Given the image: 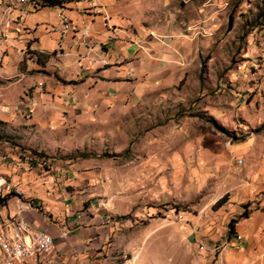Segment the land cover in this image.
Listing matches in <instances>:
<instances>
[{"label":"rangeland","instance_id":"obj_1","mask_svg":"<svg viewBox=\"0 0 264 264\" xmlns=\"http://www.w3.org/2000/svg\"><path fill=\"white\" fill-rule=\"evenodd\" d=\"M59 1L88 17L83 33L97 25L116 37L138 34L159 71L152 84L131 77L111 107L95 105L94 112L123 113L81 134L90 145L77 157L96 162L100 177L83 209L97 201L107 237L46 264H214L226 248L242 250L235 228L264 205V0ZM16 2L41 9L44 0ZM13 21L0 22L2 41L11 39ZM29 90L30 107L11 106L44 112ZM12 115H0V152L44 161L42 173L52 169ZM27 202L37 207L32 197Z\"/></svg>","mask_w":264,"mask_h":264},{"label":"crops","instance_id":"obj_2","mask_svg":"<svg viewBox=\"0 0 264 264\" xmlns=\"http://www.w3.org/2000/svg\"><path fill=\"white\" fill-rule=\"evenodd\" d=\"M7 2L11 5L6 6ZM17 2L0 0V22L14 20L11 39L1 40L5 29L0 27V115L8 117L4 106L19 100L30 107L26 92L33 90L37 111L44 112L29 116L27 111H16L12 116H16V130L26 143L50 157L52 169L42 173L38 160L29 164L20 162L18 154L0 152L1 170L25 193L21 200L10 196L0 204V216L11 221L16 234H24L23 221L33 230L53 236L55 248L29 262L46 264L51 255L82 254V244L84 249H91L87 243L93 239L103 242L107 237L105 223L93 205L97 201L89 203L93 208L83 209L92 190L89 184L100 181V177L96 162H81L77 157V149L90 145L83 144L89 137L81 134L109 123L107 117L121 116L123 112H94L95 105L109 108L124 98L131 77L142 85L157 82L154 78L159 63L136 33L121 30L117 38L112 30L96 25L89 36H84L82 29L88 17L77 11V6L68 10L64 6L26 9ZM65 17L73 25L62 37L51 28L61 25ZM116 21L120 22L113 19L111 23L116 25ZM125 22H120L122 28L127 27ZM106 58L111 65L101 68L99 59ZM30 197L37 207L27 202ZM245 218L235 228L238 237L244 239L243 249L226 248L214 264H264V205ZM63 232L69 233L66 241L60 239Z\"/></svg>","mask_w":264,"mask_h":264},{"label":"built area","instance_id":"obj_3","mask_svg":"<svg viewBox=\"0 0 264 264\" xmlns=\"http://www.w3.org/2000/svg\"><path fill=\"white\" fill-rule=\"evenodd\" d=\"M72 21L67 17L63 18L62 24L53 27V32H58L65 37L72 30ZM91 33L90 26L86 25L84 36ZM6 39L8 37H5ZM114 39V37H111ZM20 106H4V113L11 115ZM10 164V162H6ZM40 168L45 169L44 161H38ZM7 196H14L21 200L24 197L23 191L1 170L0 168V200ZM0 204L1 203L0 201ZM24 227V234H16L12 228L11 221L4 220L0 216V264H30V260L40 259L55 248L53 236L47 231H35L26 222L21 221ZM68 232H63L60 239L66 241Z\"/></svg>","mask_w":264,"mask_h":264},{"label":"trees","instance_id":"obj_4","mask_svg":"<svg viewBox=\"0 0 264 264\" xmlns=\"http://www.w3.org/2000/svg\"><path fill=\"white\" fill-rule=\"evenodd\" d=\"M43 7H51V8H53V7H63V3L61 2V1H59V0H44V3H43V5H42ZM2 122H0V126L2 127ZM223 130V129H222ZM1 132H2V130H1ZM0 139H2V138H0ZM10 196H7L6 198H4V199H2V200H0L1 201V203H5L7 200H8V198H9ZM220 203H221V201H220ZM243 217L245 218V217H248V215L247 214H244L243 215ZM231 229L232 230H234V226H231Z\"/></svg>","mask_w":264,"mask_h":264}]
</instances>
